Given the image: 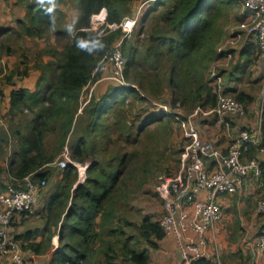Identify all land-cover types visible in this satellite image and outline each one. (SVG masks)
<instances>
[{
  "label": "trees",
  "instance_id": "16d2710c",
  "mask_svg": "<svg viewBox=\"0 0 264 264\" xmlns=\"http://www.w3.org/2000/svg\"><path fill=\"white\" fill-rule=\"evenodd\" d=\"M143 1L146 0H78L74 31L67 36L61 51H50L52 60L42 66L36 89L11 92L6 113L10 124L7 130L0 128V157H7L5 169L0 161V194L9 185L26 189L25 177L34 183L49 180L51 165L64 146L69 148L75 163L86 164L82 180H79L75 165L59 168L60 186L49 195L45 204L46 224L41 233L54 227L58 241L49 264H148L150 249L159 248L165 237L158 219L145 215L137 223L139 246L140 241L131 243V238L125 236L118 218L121 204L129 206L133 199L134 189L128 183L135 178L133 174L142 175L136 182V188L141 189L152 182L148 179L152 172L149 168H136L128 175L126 152L113 155L112 151L121 143L140 142L145 160L149 162L150 142L147 139L153 136L164 138V134L169 136L177 129L174 124L180 126L174 116L166 115L157 104H166L172 111L183 109L191 113L197 106L215 105L216 94L208 72L218 58L217 44L226 36L223 19L239 5L238 0H156L154 6L145 7L140 15L141 33L153 13L161 6L169 7L146 28L140 42L144 51L129 42L130 38L124 39L120 45L124 57L123 74L129 86L112 83L114 86L98 98L90 93L89 103L81 112L85 118L82 134L69 142L82 90L100 77L99 70H96L99 62L122 35L120 29L110 30L107 25L118 24L124 17L132 15L138 5L129 14H125V9L134 2L140 5ZM62 2L42 0L37 9L29 6V24L18 22L19 31L35 37H43L50 30L56 37L65 35L63 29L57 28L62 16L59 9ZM102 9L106 17L104 31L99 34L90 29V20ZM238 20L242 21L243 17ZM9 32L15 30L0 28V35ZM256 51L254 38L245 36L236 62L221 73L232 69L237 79L247 77L251 74L250 65L256 60ZM5 53H10L7 47ZM146 64L152 70L147 74L140 71ZM226 91L244 104L247 116L253 97L244 92L234 93L229 88ZM128 96L132 100L126 102ZM130 102L143 106L132 112L127 108ZM260 108L259 143L254 146L245 142L242 154L247 160H258L261 172L256 180L264 186V96ZM25 110L29 115H24ZM53 122L59 126V136L55 150L50 153L45 146V135ZM108 151H111V157L105 162ZM133 153L141 155L135 149ZM166 172L173 173L170 169ZM39 232L35 229L12 235L20 242L22 250L34 251L33 239ZM192 264H209V260L201 258Z\"/></svg>",
  "mask_w": 264,
  "mask_h": 264
},
{
  "label": "built area",
  "instance_id": "2783aa9c",
  "mask_svg": "<svg viewBox=\"0 0 264 264\" xmlns=\"http://www.w3.org/2000/svg\"><path fill=\"white\" fill-rule=\"evenodd\" d=\"M153 1L156 0L143 1L132 15L124 17L120 23L107 25L110 30L120 29L122 35L96 68L100 72L99 81L129 86L123 74L124 57L120 45L124 39L131 37L144 5ZM238 2L245 9L243 20L237 26V31L227 33L217 44L218 58L210 65L208 72L216 94L215 105L206 108L197 106L192 113L182 118L166 104H157L159 110L178 120L185 140L179 152L177 170L169 175L158 176L156 184V192L164 206V213L159 216L158 221L165 234L174 237L178 256L183 264H192L201 258H209L206 247L214 226L223 216L219 196L238 192L247 176L257 179L261 172L257 159L247 160L242 154L245 142L254 146L259 143L261 108L256 127L239 130L225 148L202 138L194 123V118L198 116L210 117L216 125L228 129L235 118L246 115L244 104L226 91L224 80L225 71L236 62V55L242 45H239L242 36L254 38L257 46L256 56L261 64L264 80V0ZM93 16L96 20H93ZM93 16L90 29L101 34L104 31L106 12L102 9ZM222 70H225L224 73H221ZM260 152L263 153V149H260ZM68 164L76 166L79 180H82L86 164L75 163L68 148H65L60 154L57 166L63 169ZM24 180L27 184L26 189H17L9 185L7 190L0 194V258H7L16 264L23 261L22 247L12 235L11 225L16 216L31 212L38 199V192L46 182L40 180L34 183L28 177ZM255 214H264V186L261 183ZM254 246L258 252L264 253V232L256 237Z\"/></svg>",
  "mask_w": 264,
  "mask_h": 264
},
{
  "label": "rangeland",
  "instance_id": "374dc122",
  "mask_svg": "<svg viewBox=\"0 0 264 264\" xmlns=\"http://www.w3.org/2000/svg\"><path fill=\"white\" fill-rule=\"evenodd\" d=\"M31 1L33 2L34 0ZM75 1L76 0H63V2L59 5V7L61 6L62 8L67 9L68 11L67 16L68 17L70 16L69 18H71L73 13L76 12V7H74ZM147 4L144 5V8L146 7ZM149 6H154L153 2H150V4L147 5V7ZM133 7H134V3L125 9V14L131 13ZM168 7L169 5L161 6L157 12L153 13L152 16H150L149 20L147 21L148 24L146 23L144 25L145 28H143L142 33L140 31L139 21H138V23L134 27L130 39H128L129 42L133 43V45L138 47L141 51H144V47H142V43L140 42L142 41L141 39L144 38L143 34L146 32L147 30L146 28L151 24L150 22L152 20L156 19L159 16V14L164 10H166ZM142 11L143 8L141 10V13ZM244 11H245L244 7L239 3V5L236 8L231 9L230 12L226 14V16L223 19L224 22H226V27L224 28V30H226V34L229 32L237 31V26L241 23V21H239L238 18L241 16L244 17L243 16ZM75 18L72 19L69 23H67L68 21L65 22V16L62 13L61 18L57 23V28L63 29L64 32L66 33L65 35L63 34V36L60 37H56L53 30L48 31L41 38L35 36H27L22 31L17 35L18 32L15 31L14 34L7 37L5 41H3V39H0V59L4 60V57H8V56L10 58V61H8V63H4V68H5L4 76L0 77V79L4 80L5 79L4 77L10 74L9 71L11 69H12L11 72L14 71L22 72V70H27V71L29 70V74L34 71L39 72L37 70H40L41 71L40 76H41L42 66H44L46 63L52 60L50 51L53 49L57 51H61L62 44L65 43L67 36L73 33L74 31L73 24L74 21L76 20ZM94 19L96 20V17H93V20ZM9 41L10 44H8ZM243 42H245V37L242 36V38L239 41V45L243 44ZM6 47L8 48V50H10V53H5ZM125 55L127 56V53ZM19 57L22 58L21 62L18 63L17 61L13 64V62ZM0 66L2 67V65ZM8 67L10 70L8 69ZM140 71L145 72L147 74L152 70L150 67H148V64H146V66L143 69L140 68ZM19 74H22V76H24L23 73H19ZM40 76L35 80L36 87ZM259 78L260 81L262 82V76H260ZM224 80H226L225 75H224ZM96 81L97 80L91 81L90 84L87 85L82 90L79 107L73 120L74 125L71 130V133L69 134V142L73 137L76 138L79 137V135L81 136L82 134V129L85 124V118L83 115H81V112L82 109L89 103L88 99L90 93L92 94V91L94 92V90L98 92L99 89L102 90L103 88L107 90L108 88L114 86L109 81L102 80L99 81L100 83ZM249 87L253 88L254 86L249 84ZM263 89H264V80H263V84L260 86L259 89L261 91L262 96L264 95V93L262 94ZM2 98H4V95L0 94V128L7 130L8 125L10 124V118L9 115L6 113L9 107L5 108L3 106ZM127 98L129 101L132 100L131 96L130 97L128 96ZM1 101H2V106H1ZM127 104H128L127 108H130L132 112L143 106V104L140 105L135 102L134 103L130 102ZM173 111L182 118L189 115V114H185L180 109H174ZM24 115H29V112L25 110ZM23 116L20 117L23 118ZM18 118L16 119V121H18ZM174 122L175 121H173V123ZM174 126H176L177 129H175L174 132H172V134H169V136L168 134H164V138L161 139H159L161 136H153L152 138L150 137L149 139H147V141L150 142L148 149L149 157H150L149 162H146L145 160L146 156L144 151L141 150L143 146L140 144V142L136 144L121 143L120 145L117 146L116 150L112 151L113 155H115L117 152H126V155L128 156L127 158L128 166H126V172H128V175L132 173L136 168H144V169L149 168L150 171L152 172V174L148 176V179L150 181L152 180V182H150L149 183L150 185H148L147 187L141 189L136 188V182L139 181V179H141L142 175L137 174L138 175L137 177L135 173L133 174L135 178H133V180L128 181L130 186L134 189V191L131 194V196H133V199L130 202L129 206L128 205L125 206L122 203L121 204L122 207L119 208L120 214L118 220L120 224H122V226L124 227V232H126L125 236L131 238V243H134L135 241L138 242L140 241L137 223H139V221L143 218V216L148 215L151 216L153 219H158V217L162 213H164L163 202L161 201V199L159 198L156 192L157 178L160 175H169V173L167 174L166 172L169 169L170 172L171 171L174 172L177 170L178 156H179V153L177 152L178 150L180 152L182 146L185 144L181 127L180 126L178 127L177 124H174ZM219 127L220 126H218V128ZM221 128L226 131L228 136H230L229 141L226 142V144L223 147L219 146L220 148H225L229 144L231 138L233 137L231 135L232 124L228 129H225L223 127ZM248 128L252 129L251 127ZM58 136H59V126L53 122L51 124L50 129L45 135V146L48 152L51 153L53 150H55V147L58 144ZM165 146L166 148H164ZM65 148L68 147L64 146L63 149ZM63 149L61 150V152L63 151ZM134 149L141 154L140 157L134 155L133 153ZM61 152L57 156L55 163L51 165L52 177L45 182V185L41 189L40 194L38 196V200L41 194L42 196H45L46 204L48 201L47 199H49V195L53 191H55L58 186H60L59 177L61 170L58 168L57 163L60 159ZM108 153H109V157L106 158L105 162H107V160L111 157V151H108ZM122 154L123 153H121L120 156ZM0 158H1L0 159L1 165L5 169L7 167V157H5L4 155L1 156ZM247 182H249V180ZM254 190L248 191L246 185L243 187L242 190H239L236 193L222 194L219 196L218 201L222 206L223 216L220 222H218L214 226L213 229L214 231L210 235V241L207 244L206 250L209 253V264H251L252 263L251 256L253 255L255 256V254L257 256L258 253L255 250L256 248L253 244V240L259 234L264 232V214H255L256 203L257 200L259 199V190L258 191L256 190L254 191ZM33 207H35V205ZM26 215L27 214L21 216L20 220L27 218ZM18 226L19 225H17L16 228ZM166 236L171 237L172 235L170 236V234H166ZM140 245H141V241L139 242V246ZM157 249L158 248H154V250L150 252V261L148 264H174V260H171L170 258H172L173 255L177 256L176 259L179 258L178 252L175 250L174 242H171V244H169L168 242L167 243L164 242V245H161V247H159L158 250ZM173 250H175V254H172ZM169 251L171 252V255H169ZM176 264H183V262L178 261L176 262Z\"/></svg>",
  "mask_w": 264,
  "mask_h": 264
},
{
  "label": "crops",
  "instance_id": "0c3cea01",
  "mask_svg": "<svg viewBox=\"0 0 264 264\" xmlns=\"http://www.w3.org/2000/svg\"><path fill=\"white\" fill-rule=\"evenodd\" d=\"M41 2L42 0H34L33 2L31 0H0V28H13L19 34L20 31L17 27L18 22L28 25L29 20L27 17V9L29 8V6H33L34 9H37ZM135 4L136 2H134L133 10L136 9L137 5L139 6V4H136V6ZM74 7H76V12L73 13L71 18H69L70 16L69 17L67 16L68 15L67 9L62 8L61 6L59 7L63 15L65 16V22L68 21L67 23H69L72 19L77 17L78 12H79L78 0L74 2ZM225 27H226V23H225ZM12 34H14V32H9L7 34L0 35V39H3L5 41V39H7V37H9ZM8 44H10V41L8 42ZM242 46L243 44L240 46L239 49H241ZM21 60L22 58L19 57L13 62V64L17 61L18 63H20ZM242 60L243 59H241V61ZM8 61H10L9 56L4 57V60L0 59V63H1L0 65H2L3 67L2 68L0 66L1 67L0 77L4 76V71H5L4 63H8ZM11 70L9 71L10 74L4 77L5 78L4 80L0 79V94L4 95V98L2 99H3V106L5 108L9 107L10 95L12 91H16L19 89H26L28 91H34L36 89L35 80L40 76V73H41L40 70H37L39 72L34 71L30 74H29V70L28 71L25 70L26 73H23V71L22 72H19V71L11 72ZM249 71L251 72V74L248 75L247 77L244 76L243 79L241 80L237 79L236 73L233 72L232 69L230 70V72H227L225 74L226 76L225 87L226 88H229L230 90L232 89L234 93L244 92L245 94H248L253 97L252 103L248 105L249 107L248 109L250 110L249 114H247V116L245 117L235 118L233 120L232 132H231L232 136H235L239 132V130H242L243 128L247 126L251 127L252 129L255 128L256 127L255 125L257 124V121H258V112H259V109L261 106V100H262L261 91L259 89H260V86L263 84V81L262 82L259 81V77L262 76V72H261V64L259 60L257 59V56H256V60H254V62L250 65ZM19 73H23L24 76H22V74H19ZM229 73H231L232 75H229ZM96 82L100 83L98 79ZM249 84H251L254 87L250 88ZM105 92L106 91L103 88L102 90L99 89L98 92L94 90L92 94H94V96L96 95L95 97L98 98L99 96L103 95ZM126 101L129 102V100H126ZM1 106H2V101H1ZM182 111L185 114L191 113L190 111H188L189 112L188 113L187 111H184L183 109ZM194 123L196 127L198 128L201 137L214 142V144L217 146L223 147L226 144V142H228L230 139V136H228L226 131L222 129L221 127L218 128L214 120L211 119L210 117L198 116L194 118ZM248 180L249 182H247ZM24 181L26 182V180ZM246 185H247L248 191L254 190V189L256 191L259 190V184L257 183V180L251 176H247L244 179L243 186L240 190H242L243 187ZM45 201H46L45 196H42L41 194L39 197V200L36 201L37 203H35V207H33L31 212L27 213L26 215L27 218L20 220L21 216L18 217L17 218L18 220L16 219V221H14L15 225L13 223L14 226L12 225L10 228L11 233L14 235L16 234V236L23 234V231H30V230L32 231L35 229L40 230V232L37 235H35L33 239V241L35 242L34 251L30 249H26V250L23 249L22 251L23 261L21 264H49L50 258L54 250L58 247L57 232H55L56 229L54 227H48L47 231L41 233V231L43 230L46 224L45 217H46L47 210L45 209V204H46ZM17 225L19 226L16 228ZM255 240L256 238L253 240V244L255 243ZM164 242L166 243L168 242L169 244H171V242H174L175 250L177 251L176 241L173 236L168 237L165 234V237L160 241L159 247H161V245H164ZM152 250L154 249H150V252ZM175 250L172 251V254H175ZM257 253H258L257 256L256 254L255 256L254 255L251 256V262H252L251 264H264V253L258 252V251ZM169 255H171L170 251H169ZM176 257L177 256L173 255L172 258H170L171 260H174V264H176V262L178 261L180 262V259L177 258L178 259L177 260ZM206 260H209V258H206ZM0 264H16V263L11 262L7 258L1 257Z\"/></svg>",
  "mask_w": 264,
  "mask_h": 264
},
{
  "label": "bare ground",
  "instance_id": "6f19581e",
  "mask_svg": "<svg viewBox=\"0 0 264 264\" xmlns=\"http://www.w3.org/2000/svg\"><path fill=\"white\" fill-rule=\"evenodd\" d=\"M93 17H95V16H93Z\"/></svg>",
  "mask_w": 264,
  "mask_h": 264
}]
</instances>
